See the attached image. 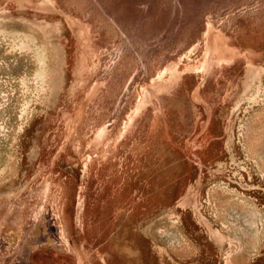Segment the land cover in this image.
<instances>
[{"label": "rangeland", "instance_id": "374dc122", "mask_svg": "<svg viewBox=\"0 0 264 264\" xmlns=\"http://www.w3.org/2000/svg\"><path fill=\"white\" fill-rule=\"evenodd\" d=\"M0 264H264V0H0Z\"/></svg>", "mask_w": 264, "mask_h": 264}]
</instances>
